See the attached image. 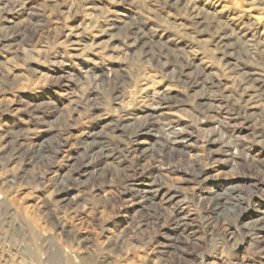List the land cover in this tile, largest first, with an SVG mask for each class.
<instances>
[{"label":"rangeland","instance_id":"374dc122","mask_svg":"<svg viewBox=\"0 0 264 264\" xmlns=\"http://www.w3.org/2000/svg\"><path fill=\"white\" fill-rule=\"evenodd\" d=\"M0 264H264V0H0Z\"/></svg>","mask_w":264,"mask_h":264},{"label":"bare ground","instance_id":"6f19581e","mask_svg":"<svg viewBox=\"0 0 264 264\" xmlns=\"http://www.w3.org/2000/svg\"><path fill=\"white\" fill-rule=\"evenodd\" d=\"M139 128H140V127H139ZM170 131H171V130H170ZM174 133H176V132H174ZM177 136H178V135H177ZM176 140H177V139H176ZM178 141H179V140H178ZM180 141H181V140H180ZM180 141H179V142H180ZM182 141H183V140H182ZM93 143H94V142H93ZM94 144H95V143H94ZM94 144H93V146H95ZM184 146H185V145H184ZM151 191H152V190H151ZM171 246H172V245H171Z\"/></svg>","mask_w":264,"mask_h":264}]
</instances>
